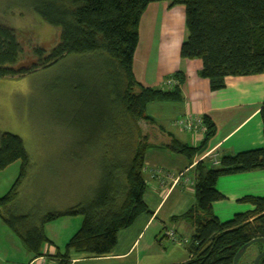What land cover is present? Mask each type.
<instances>
[{
  "label": "trees",
  "instance_id": "1",
  "mask_svg": "<svg viewBox=\"0 0 264 264\" xmlns=\"http://www.w3.org/2000/svg\"><path fill=\"white\" fill-rule=\"evenodd\" d=\"M159 2L183 6L188 36L180 46L179 57L201 61L198 77L208 81L212 92L223 89L227 77L264 74V0H30L41 20L59 29V41L48 54L34 49L36 64L18 70L12 66L18 61L20 46L14 31L0 23V78L24 76L69 58H85L102 110L90 124V137L82 138L88 156H98L96 192L63 212L42 209L41 213L38 206H20L18 192L29 158L20 138L0 135V171L20 162L17 179L0 196V220L28 253L34 258L45 257L50 262L47 264H69L71 252L94 258L107 256L115 248L120 230L129 228L138 216L151 214L142 198L144 156L154 146L151 130L164 131L145 114V108L151 102L181 101L184 82V75L176 71L169 77L176 85L146 88L132 72L140 18L150 4ZM258 114L264 140V96ZM202 121L205 132L198 146H188L166 134L169 142L163 147L191 164L215 133L209 118L204 116ZM257 170L264 173V147L222 156L217 166L208 160L195 163L194 204L171 218L192 228L189 240L182 242L190 259L178 264H232L242 246L256 238L264 239V198H242L241 202L253 209L225 222L212 210L214 203L224 199L216 189L220 177ZM76 216L81 217V224L65 244L63 254H44V245L51 244L44 226ZM257 244L256 255L263 249ZM258 264H264V256Z\"/></svg>",
  "mask_w": 264,
  "mask_h": 264
},
{
  "label": "crops",
  "instance_id": "2",
  "mask_svg": "<svg viewBox=\"0 0 264 264\" xmlns=\"http://www.w3.org/2000/svg\"><path fill=\"white\" fill-rule=\"evenodd\" d=\"M15 6L18 9H32L30 0L19 1ZM172 8L168 2L153 3L146 8L140 18L138 44L132 62L135 80L146 88H169L176 85V81L169 78L170 75L176 71L184 75L180 87L181 101L151 102L145 108V114L164 131L151 130L150 142L154 146L144 156L142 176L145 191L142 198L151 214L138 216L129 228L120 230L116 246L107 256L94 258L71 252L69 264H178L188 261L190 256L183 243L189 240L192 228L184 221H171V218L179 217L194 204L192 186L195 163L209 152L219 159L264 147L263 127L258 114L264 96V74L227 77L225 87L212 92L208 81L198 77L201 61L179 57L180 46L188 33L184 9ZM204 116L214 123L215 133L206 150L195 157L191 164L183 156L163 147L169 142L166 134H171L180 143L198 146L203 135L182 131L177 121L184 117ZM158 138L162 139L161 143ZM201 160L210 162L208 157ZM216 189L224 199L214 203L212 210L221 222H225L237 213L253 209L251 205L241 202L242 198H264V173L257 170L222 176L216 182ZM4 193V190H0V195ZM80 224L79 216L62 217L46 224L44 232L51 244L44 245L43 253L50 256L56 252L63 254L65 244ZM169 231L175 233L178 241L167 235ZM164 240L173 247L167 249ZM48 262L45 257L34 258L28 253L0 220V264Z\"/></svg>",
  "mask_w": 264,
  "mask_h": 264
},
{
  "label": "rangeland",
  "instance_id": "3",
  "mask_svg": "<svg viewBox=\"0 0 264 264\" xmlns=\"http://www.w3.org/2000/svg\"><path fill=\"white\" fill-rule=\"evenodd\" d=\"M19 1L0 0V23L14 31L21 50L12 66L16 70L36 64L34 49L48 54L59 41V29L44 23L33 9L16 8ZM87 61L69 58L24 76L0 78V135L20 138L29 158L18 192L23 208L63 212L96 192L98 156H88L82 138L90 137V124L102 110ZM18 163L0 171L1 191L6 193L17 179ZM164 246L173 247L165 240ZM257 252L258 244H252L238 264L251 263Z\"/></svg>",
  "mask_w": 264,
  "mask_h": 264
},
{
  "label": "built area",
  "instance_id": "4",
  "mask_svg": "<svg viewBox=\"0 0 264 264\" xmlns=\"http://www.w3.org/2000/svg\"><path fill=\"white\" fill-rule=\"evenodd\" d=\"M177 125L182 131L187 132V133L203 135L205 132V126L203 124L202 118H199V117L198 118H191V117L181 118L177 121ZM204 157H208L210 159V162L214 166H217L219 164V159L212 152L205 154L201 159H203ZM167 235L171 239L176 240L174 236V232L169 231Z\"/></svg>",
  "mask_w": 264,
  "mask_h": 264
},
{
  "label": "water",
  "instance_id": "5",
  "mask_svg": "<svg viewBox=\"0 0 264 264\" xmlns=\"http://www.w3.org/2000/svg\"><path fill=\"white\" fill-rule=\"evenodd\" d=\"M261 243L263 245L262 251L257 254L254 258L253 264H258L259 260L264 256V239L262 238H256L245 244L240 248V250L237 252V254L234 256L232 264H237L240 258L244 255L245 251L247 250L248 247H250L254 243Z\"/></svg>",
  "mask_w": 264,
  "mask_h": 264
},
{
  "label": "flooded vegetation",
  "instance_id": "6",
  "mask_svg": "<svg viewBox=\"0 0 264 264\" xmlns=\"http://www.w3.org/2000/svg\"><path fill=\"white\" fill-rule=\"evenodd\" d=\"M255 258V257H254ZM254 258H253V260L252 261H254ZM249 264H253L252 262L251 263H249Z\"/></svg>",
  "mask_w": 264,
  "mask_h": 264
}]
</instances>
